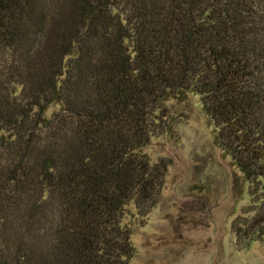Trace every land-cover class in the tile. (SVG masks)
<instances>
[{
	"label": "trees",
	"instance_id": "1",
	"mask_svg": "<svg viewBox=\"0 0 264 264\" xmlns=\"http://www.w3.org/2000/svg\"><path fill=\"white\" fill-rule=\"evenodd\" d=\"M187 94L246 183L245 249L264 240V0H0V264H129L127 207L145 216L167 167L142 148Z\"/></svg>",
	"mask_w": 264,
	"mask_h": 264
},
{
	"label": "rangeland",
	"instance_id": "2",
	"mask_svg": "<svg viewBox=\"0 0 264 264\" xmlns=\"http://www.w3.org/2000/svg\"><path fill=\"white\" fill-rule=\"evenodd\" d=\"M166 104L178 123L142 148L166 162L157 201L143 217L128 206L123 218L135 249L129 264H264V240L233 245L230 222L247 202L246 183L214 143L197 97Z\"/></svg>",
	"mask_w": 264,
	"mask_h": 264
}]
</instances>
